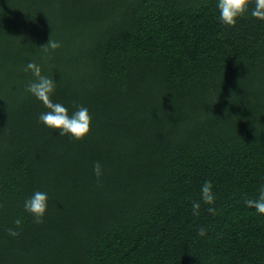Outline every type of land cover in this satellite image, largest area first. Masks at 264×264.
I'll list each match as a JSON object with an SVG mask.
<instances>
[{
    "label": "trees",
    "instance_id": "trees-1",
    "mask_svg": "<svg viewBox=\"0 0 264 264\" xmlns=\"http://www.w3.org/2000/svg\"><path fill=\"white\" fill-rule=\"evenodd\" d=\"M253 9L233 27L218 0H0V264H264V215L245 205L264 186ZM30 61L53 102L89 109L82 140L40 121ZM36 191L42 224L24 208Z\"/></svg>",
    "mask_w": 264,
    "mask_h": 264
},
{
    "label": "clouds",
    "instance_id": "clouds-1",
    "mask_svg": "<svg viewBox=\"0 0 264 264\" xmlns=\"http://www.w3.org/2000/svg\"><path fill=\"white\" fill-rule=\"evenodd\" d=\"M250 0H218V8L220 10V22L227 26H235L237 19L244 16L248 11V5ZM251 16L264 21V0H254V9L251 11ZM61 47L59 41L54 39L40 47L43 52L50 55L51 52ZM24 71H30L35 79L29 82L26 86V91L30 92L36 97L43 105L48 109L47 112L42 113L39 117L40 121L49 128L58 129L59 135H71L75 140H82L90 133L91 130V115L89 109L85 106H79L78 109L69 114V110L61 103L53 102L51 95L54 93L57 84L56 82L42 75L41 65L30 61ZM93 171L99 182L100 177L103 175L102 166L99 162L93 165ZM201 199L205 204L214 205L216 196L213 192V184L211 181H205L201 188ZM245 205L249 208H255V210L264 215V186L259 189L258 199L245 198ZM25 211L30 213L36 224L44 223V216L48 208V195L45 192L36 191L30 198L24 203ZM201 204L199 201H192V215H200ZM207 211L212 215H215L217 210L215 207H208ZM15 228H9L7 230L8 235L18 237L20 231L17 229L22 228V220L17 218L14 221ZM199 236L206 235V229L201 226L197 230Z\"/></svg>",
    "mask_w": 264,
    "mask_h": 264
}]
</instances>
